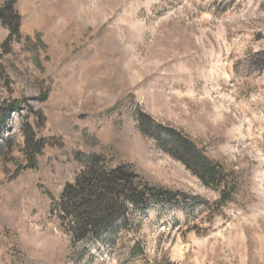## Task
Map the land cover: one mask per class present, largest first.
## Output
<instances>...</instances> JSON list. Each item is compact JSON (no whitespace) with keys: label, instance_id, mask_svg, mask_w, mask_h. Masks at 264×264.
<instances>
[{"label":"rangeland","instance_id":"374dc122","mask_svg":"<svg viewBox=\"0 0 264 264\" xmlns=\"http://www.w3.org/2000/svg\"><path fill=\"white\" fill-rule=\"evenodd\" d=\"M14 6L20 38L0 21V264H264V0ZM144 117L222 165L234 200L214 217L131 209L134 226L106 235L112 246L74 247L54 209L92 156L219 199L142 134ZM136 243L144 254L132 258Z\"/></svg>","mask_w":264,"mask_h":264},{"label":"trees","instance_id":"16d2710c","mask_svg":"<svg viewBox=\"0 0 264 264\" xmlns=\"http://www.w3.org/2000/svg\"><path fill=\"white\" fill-rule=\"evenodd\" d=\"M15 0L0 8V21L10 29V37L20 38V16L15 10ZM264 68V52L258 55ZM142 134L156 142L158 147L191 171L205 187L216 191L219 199L213 203L198 197L173 192L143 181L127 165L111 166L102 156H92L73 183L65 186L55 204L56 215L62 231L70 237L74 247L112 246L106 235L132 228L131 209L176 206L187 217L198 209L214 217L234 200L237 184L222 165L211 160L184 132L154 125L146 117L139 120ZM35 149L31 150L36 158ZM136 243L129 250L130 257L143 255ZM155 264H170L155 263Z\"/></svg>","mask_w":264,"mask_h":264}]
</instances>
